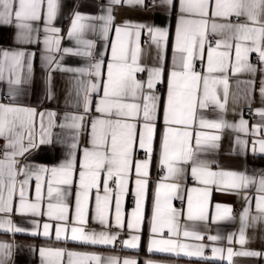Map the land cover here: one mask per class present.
<instances>
[{
	"label": "snow or ice",
	"instance_id": "obj_1",
	"mask_svg": "<svg viewBox=\"0 0 264 264\" xmlns=\"http://www.w3.org/2000/svg\"><path fill=\"white\" fill-rule=\"evenodd\" d=\"M113 6L147 7L146 0H107V6L100 8V14L89 15L72 10L71 24L67 35L75 41V47L63 48L64 54L88 58L85 65L68 66L62 63L64 56L57 59L53 52L61 51V29L53 25L60 7L59 0H0V28L13 29L11 37L16 45L43 44L40 59L45 69V98H55L52 73L59 71L69 74L66 81V102L75 109L65 112L60 123L57 113L46 111L37 113L35 107L17 102L24 94L25 86L33 78L35 52L25 47L0 49V83L7 85L4 97L9 102H0V139L5 141L4 152L0 157V230L5 232H25L27 229L14 224L10 215L14 210L21 215L41 214L57 221L55 236L57 240L70 239L93 245H113L119 232L111 228L123 229L126 223L129 232H138L144 219V198L150 184V165L154 155V138L158 132L159 113L162 106L164 129L160 136L159 167L164 173L156 185L155 199L151 217L152 237L148 243L149 252L184 253L187 256H202L203 243H182L179 237L203 239L199 231L184 226L181 231L180 219L206 222L209 220L208 200L211 187L218 191L240 195L245 192V206L239 213V237L236 243L247 242L245 232L248 228L264 226V170H212L215 161L202 158L205 154L220 147L221 132L233 129L248 134V121L241 118L231 123L224 118L229 97V77L239 73H250L253 77L259 71L260 96L264 101V67H258L249 60L250 53H256L260 65H264V0H179V14L175 29L172 51V66L165 64L164 51L169 40V29L152 26L148 23L124 20L115 24ZM153 7L175 8L174 0H152ZM233 17L235 20H233ZM43 21L44 37L37 35V22ZM241 20L243 22H241ZM98 22V23H97ZM110 29H114L116 40L112 42L111 61L107 64V77L102 79L103 59H96V41L88 39L86 32H97L101 39L108 40ZM150 37V44L156 47L154 66L142 64L143 50L139 38L144 30ZM135 38L133 40L132 38ZM210 37L215 39L212 45ZM2 39V34H0ZM235 50V60L230 50ZM207 48V67L202 71L195 69V61L202 57ZM221 49H224L223 51ZM103 56L102 53H99ZM147 73L144 80L138 73ZM167 76V97L156 92L157 85ZM254 80L237 81L238 86H246V99L251 102ZM102 88L103 95L95 101L94 117L90 115L93 93ZM222 90V98H221ZM236 97H234L235 99ZM218 110L217 118L209 119L206 110ZM264 118V107L255 109ZM40 116V132L37 136L34 118ZM47 117V124H45ZM90 122L88 146L83 148L79 159V184L76 192L75 213L70 217L69 206L65 202L66 191L62 186L73 184L77 150L80 145L82 129ZM58 127L60 132L52 129ZM264 123L252 126L256 136ZM145 153V158H134L135 148ZM248 141L237 136L234 150L244 154ZM48 146L55 152L62 149L63 158L55 165L28 163V156ZM252 152L264 154V138L252 141ZM23 158L22 162L21 159ZM191 167V176L202 185L187 189V211L173 207L174 198H179L186 168ZM135 172V207L125 213L122 197L129 191V176ZM255 173H258L255 174ZM18 176L24 179L17 181ZM35 177L36 198L30 201L26 194L29 179ZM46 178L49 202L47 211L41 213L42 186ZM115 181V189L109 182ZM19 183V204L13 206V193ZM103 185V194L100 192ZM255 186V214L250 209L253 197L246 191ZM96 189L95 205L90 208L91 191ZM195 193V196L193 195ZM115 198L114 217L110 219L111 204ZM216 212L211 216L213 223L233 219V208L216 204ZM105 230H89V217ZM71 227L69 228V221ZM38 226L37 221H32ZM53 226L43 224V235L48 236ZM165 230L167 238L164 237ZM36 234V233H33ZM235 234L229 233L227 240L233 242ZM219 235L208 236L209 241H218ZM140 236L128 235L120 243L126 248H136ZM14 245L0 242V264H7ZM66 250L61 248H40L41 264H61ZM213 255L223 249L213 247ZM67 264H137L136 259L125 257H101L93 253L67 251ZM259 257L264 253L254 250L234 252L227 249V260L232 257ZM145 264H155L146 261Z\"/></svg>",
	"mask_w": 264,
	"mask_h": 264
},
{
	"label": "crops",
	"instance_id": "obj_2",
	"mask_svg": "<svg viewBox=\"0 0 264 264\" xmlns=\"http://www.w3.org/2000/svg\"><path fill=\"white\" fill-rule=\"evenodd\" d=\"M158 2V0H157ZM214 3V0H212ZM175 8L169 11L168 6L162 7H153L152 0H146L147 7H128V6H113V15L115 17V24L120 25L124 20H130L133 22L139 23H148L152 26H159L162 28L169 29V40L164 51L165 64L170 69L172 66V51L173 44L175 41V29L177 23V17L179 14V0H174ZM75 4H79V7L76 9L82 13L89 15H98L100 14V8L107 6V0H59V9L57 13V18L53 21V25L61 29L60 32V48L61 51L53 52L57 59L62 55L64 59L63 64L68 66H82L85 65L88 61V58L72 56L70 54H64L63 48L66 47H75V41L70 39L67 35L68 29L71 24L72 10ZM233 20L234 17H233ZM241 22H243L241 20ZM98 23V22H97ZM39 31L37 33L39 39L42 41L44 37L43 32V21L37 22ZM0 34H2V39H0V49H12L17 47H25L28 51L35 52L34 57V71L33 78L29 85L25 86V92L23 95L17 98V102L23 105L35 107L37 113L54 111L57 113L56 122L60 123L63 119L65 112H73V109L70 106V102H66V81L69 74L61 73L55 71L52 73L53 76V91L55 93V98L48 100L45 98V83L44 75L45 69L42 65L40 59L41 52L43 49V44L38 43L36 45H16L12 42L13 29L8 27L0 28ZM86 38L93 39L96 41V49L94 50L96 59H103V65L101 68L102 79L107 77V64L111 61L112 49L111 44L116 40V35L114 29H110L108 40H103L100 38L97 32H86ZM215 39L219 37H214ZM135 40V38H132ZM150 37L147 34L145 29L140 38L139 44L143 50L141 55V63L147 66H154L156 63V47L153 44L149 43ZM213 47L215 46V40L212 41ZM222 51L224 49H221ZM99 53H102L103 56H100ZM249 54V60L252 63H256L258 67H264L260 65L258 60H253ZM231 59L235 60V50L234 46L230 50ZM207 67V48L205 49L202 57H199L195 61V69L197 71H202ZM137 74V78L144 80L147 77V73L144 72L143 77ZM229 77V97L226 105V111L223 113L224 118L231 122L237 123L241 118L248 121V134L242 132H236L233 129H224L221 134L220 147L212 152H209L202 156L204 159L213 160L215 164L212 165V170L224 169V170H237L245 171L247 170L249 175H253V170H264V154L253 153L252 152V141L258 138H264V128H261L256 136L252 135V126L264 123V118L255 113V109L264 107V101L260 96V80L262 74L257 71L253 77L250 73H239L233 75L231 71L228 73ZM254 80L252 86V96L251 102L245 98L246 97V86L240 84L238 86L237 81H246ZM156 92L166 99L167 97V76L165 75L163 81L157 85ZM7 93V85L0 83V96L1 94ZM93 104L91 116L97 115L95 112V101L103 95L102 88L97 92L93 93ZM234 97H236L234 99ZM222 98V90H221ZM0 102L1 97H0ZM8 103V100L3 101ZM253 104V113L251 116H244L242 110L245 106ZM204 115L209 119L217 118L219 115L218 110L209 109L204 112ZM45 124H47V117H45ZM34 126L37 133V136L40 132V116L37 115L34 118ZM164 123H163V110L162 106L159 113L158 120V132L154 138V155L150 165V184L145 193L144 198V219L141 223V227L138 232H129L127 229L126 223L123 229H117L115 227L111 228L112 232H119L121 239L113 245H100V244H90L80 241H73L70 239V231L67 233L68 239L61 238L60 240L56 239L55 236V226L58 223L55 220L50 219L46 215L35 216L32 214L21 215L16 213L15 210L9 214L11 220L19 227L27 229L25 232H5L0 230V242H8L14 245L12 249V255L8 260L7 264H41V257L39 255L40 248H61L67 251H75L81 253H93L100 255L102 258L107 256H116L123 260L125 257L134 258L137 261V264H145L146 261H153L155 264H229L227 260V249L230 247L234 252L242 250H254L264 253V226H257L256 228H248L245 232L247 242L243 246L239 243H236V239L239 237V213L242 211L245 206L244 195L245 192H241L240 195L235 193H225L218 191L215 186L211 187L210 196L208 200V211H209V220L206 222H193L187 221L183 217L180 219L181 231H183L184 226H187L189 230L199 231L203 234V239L200 241L195 240L194 238L188 237L185 238L182 235L179 237L180 242L188 244H198L203 243L205 248L203 250L202 256H187L184 253L177 255L176 253H163V252H149L148 243L152 237L151 233V217L155 199V190L156 185L160 181L161 176L164 173L161 171L158 161L160 153V136L163 133ZM54 133L61 131L58 127L52 129ZM90 122L82 129L80 145L77 150V161L76 167L73 172V184L62 186L66 191L65 202L69 206V215L70 217L75 213L76 205V192L78 190L79 184V159L82 158L83 148L88 146V134L90 133ZM237 136H240L241 139L248 141V144L244 150V154H240L238 150H234V141ZM2 141V146L5 141ZM4 152V148H3ZM3 155V154H2ZM2 157V156H0ZM63 158L62 149L57 147L55 152L51 151L48 146H41L38 151H34L31 155L28 156V163H37L43 164L48 167L57 165L60 160ZM134 158L140 160L145 158V153L143 150L139 149L138 144L135 148ZM23 161V158H19ZM186 172L184 177L181 179L180 183L182 189L179 195V198H174L172 201L173 207L187 211V189L193 187H202L198 184L191 176V167L185 166ZM258 175V173H255ZM23 176H18L17 181L23 180ZM135 172L134 170L130 173L129 176V191L122 197V204L125 213H130L135 207ZM36 179L32 177L29 179V183L26 186V194L30 201H35L36 198ZM110 187L115 189V181L112 180L109 182ZM19 183H17L16 191L13 193V206L19 204ZM101 194H103V185L101 184L100 188ZM246 194L253 197V200L250 203V209L255 214V196L258 195L256 192L255 186L250 187ZM95 195L96 189H93L89 198L90 208H94L95 205ZM195 196V193L193 194ZM183 200L181 205L178 204V200ZM133 201V207L128 210V206ZM55 203L54 199L49 200L47 196V183L46 178L42 186V199L40 201L41 213L47 211L48 203ZM228 205L231 206L234 210L238 206L237 212L233 213V219L227 221H219L213 223L211 216L216 212V204ZM115 212V198L113 196L111 204V213L110 219L114 217ZM4 214H0L3 216ZM32 221H37L38 226L33 224ZM49 223L53 227L50 229L49 235L46 237L43 233V224ZM71 227V220L69 221V228ZM89 230H95L96 232L105 230L98 222L89 217L87 224ZM36 233V234H33ZM229 233H234V239L232 243H229L227 236ZM136 234L140 236V242L136 248H126L120 241L126 239L128 235ZM210 235H219L221 237L218 241H209L208 236ZM164 237L167 238V231L165 230ZM217 247L223 249L222 253H217L213 255L212 248ZM61 258V264H67V255ZM232 264H264V256L259 257H245V256H236L232 257Z\"/></svg>",
	"mask_w": 264,
	"mask_h": 264
},
{
	"label": "built area",
	"instance_id": "obj_3",
	"mask_svg": "<svg viewBox=\"0 0 264 264\" xmlns=\"http://www.w3.org/2000/svg\"><path fill=\"white\" fill-rule=\"evenodd\" d=\"M235 19V18H234ZM210 39L212 40V41H214L215 40V38H213V37H210ZM251 58L253 59V60H258V58H257V54H251ZM143 73H140L139 74V76L140 77H143ZM6 96V94H1V101L3 102V101H5V100H7V99H5L4 97ZM252 113H253V104H249V105H247V106H245L244 108H243V110H242V114L244 115V116H251L252 115ZM2 154H3V146H2V141L0 140V156H2ZM183 203V200H178V204L179 205H181ZM133 201L131 200V202H130V204H129V206H128V210L130 209V208H132L133 207ZM237 209H238V206H236L235 208H234V210H233V213L235 214L236 212H237ZM121 239V236L119 235L118 236V240H120Z\"/></svg>",
	"mask_w": 264,
	"mask_h": 264
}]
</instances>
